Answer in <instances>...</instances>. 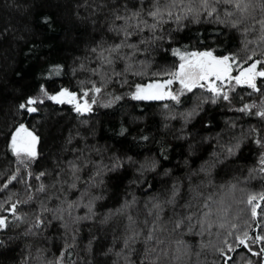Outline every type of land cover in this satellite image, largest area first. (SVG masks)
Returning <instances> with one entry per match:
<instances>
[{"label":"trees","instance_id":"16d2710c","mask_svg":"<svg viewBox=\"0 0 264 264\" xmlns=\"http://www.w3.org/2000/svg\"><path fill=\"white\" fill-rule=\"evenodd\" d=\"M126 2L129 10L139 7L138 0ZM144 2L150 7L151 0ZM124 3L0 0V186L11 175L24 178L0 191L5 209L0 215L10 221L0 231V264H55L73 236L75 243L69 249L70 259L65 254V264H225L221 249L232 257L227 264H262L235 243V236L244 231L249 236L264 235V200H260L264 147L255 142L264 138V119L237 111L244 104L260 105L264 92L239 85L228 94L229 101L218 99L215 104L212 94L201 88L181 94L179 103L137 100L131 94L137 84L159 79L155 73L178 67L175 49L182 54L185 50H212L216 56L237 58L255 49L257 58L264 59L257 22L264 19V11L259 6L250 9L240 25L248 29L244 34L230 26L229 21L237 16L227 17L221 11L224 23L197 17L198 0H184L172 9L173 17H182L179 23L165 16L169 22L158 25L155 33L145 29L132 37L134 41L146 39L139 44L142 51L121 50L131 60H117L94 74L99 61L91 49L118 42L110 26L118 5L120 13L127 14ZM164 3L161 0L162 7ZM188 7L193 8L192 13L184 11ZM45 17L49 23L43 22ZM145 18L152 23L146 13ZM248 40L252 43L245 49ZM129 63L131 71L114 75L113 68L123 71ZM93 83L120 99L108 107L94 106L84 115L73 104L55 103L40 92L41 86L50 95L67 89L81 98ZM257 84L264 89V79L258 78ZM172 89L179 87L173 85ZM35 96L44 99L36 105L37 112L19 109L28 97ZM20 124L39 137L38 155L28 164H21L10 147ZM146 159L155 160L156 168L141 175L139 167ZM40 172L45 175L36 180ZM41 184L44 192L37 191ZM251 196L257 197L253 205H259L255 218L248 204ZM18 201L19 221L7 211L10 203ZM89 202L92 213L88 212ZM157 203L160 209L154 207ZM61 215L62 219L55 218ZM189 215L197 226L189 231L185 219V226L173 231L175 221ZM41 216L44 226L35 228L36 218ZM197 221L203 222L202 232ZM64 224L69 225L67 230ZM153 225L155 237L163 243H145ZM134 232L139 233L135 242L129 241L125 247ZM178 240L186 246L181 260L175 259L177 248L184 247L177 245ZM225 240L234 244L235 251L227 252ZM260 246L264 245H252L257 251ZM153 247V260L145 259L146 251Z\"/></svg>","mask_w":264,"mask_h":264},{"label":"snow or ice","instance_id":"6c2138e0","mask_svg":"<svg viewBox=\"0 0 264 264\" xmlns=\"http://www.w3.org/2000/svg\"><path fill=\"white\" fill-rule=\"evenodd\" d=\"M199 9L196 10V16L204 15L206 18H215L220 23L225 21L220 20V12L223 11L227 17L237 16V19L229 21L230 26L237 30L242 31L246 34L248 29H241L240 25L243 23L244 19L250 14V9L254 10L257 6L260 7L261 11H264V0H198ZM139 7L132 10L128 9L127 2L122 5L127 14H121L117 6V10L113 14L112 24L110 26V31H112L118 38V42H114L110 45L104 44L97 45L91 49L93 53L96 54V59L99 61V68L93 69L94 74H99L100 68H105L108 66H113L117 60H131V56L127 54H122L121 50L124 48L132 50V53L135 54L137 51H142L139 48V44L147 42L145 38L141 37L139 41H134L133 36H138L140 33L145 31V29L150 30L155 33L157 31L158 25L169 22L171 19H175L177 23L182 19L180 15L173 17L172 9L177 8L184 4V0H165L163 7L161 6V0H151L150 7L145 5L144 0H138ZM218 6H223L220 8ZM186 13H192L193 8L188 7L184 10ZM145 13L148 18H151L152 23H149L148 19L145 18ZM165 16L169 20L165 19ZM44 23H49V18L45 17L43 20ZM197 22L199 20L197 19ZM260 25L261 35L259 37L260 44H264V19L257 21ZM160 39V37H155ZM252 41L248 40L244 44V48L247 49L248 45ZM173 55L178 56L181 63L174 71L166 73H155L154 75L160 77L159 79L144 85L137 84L135 86V93L132 95L133 99L137 100H164L171 99L180 102V95L187 92H192L195 88H201L205 91H208L212 94L210 97L211 103H217L218 99H223L224 101H229L230 97L228 91H234L233 82L235 85H246L249 89H252L253 92L262 93L264 89L258 86L257 79H264V59H258L257 56L259 53L255 49L249 51V54L243 58H237L236 55H213L212 50L202 51V52H190L188 53L185 50V53H181L180 49L173 50ZM246 65V66H245ZM132 70V64L129 63L123 71H116L112 69L114 75L121 76L125 72ZM236 72V75H233V72ZM164 76H168V79H164ZM178 83L180 85L179 89L175 91L172 89V85ZM225 87H228V91H225ZM40 92L43 94V97H47L48 100L54 101L58 104L69 103L73 104L74 110L77 113L84 114L85 112L91 111V105L96 103L95 95H93L90 100L88 99L89 93L99 94L101 92V87H97L95 83L92 84L91 89H86L83 91L82 97L78 100L75 93L69 92L67 89H62L59 93L55 95L48 94L47 90L41 86ZM42 96L28 97L23 103L19 105V109L24 110L27 113H35L38 111L36 107L37 104H43L44 99ZM119 99V97H116ZM209 99V98H206ZM83 100V103L80 102ZM264 104V101L261 102ZM257 108L255 104H244L242 107L237 109L239 112H247L250 114H255L262 119H264V107L257 109L255 113H252V109ZM191 115V113L189 114ZM147 139V137H144ZM39 141V137L36 136L32 131L26 128L23 124H20L17 127L12 136H11V151L17 157L21 164H28L31 161H34L38 155L36 151V145ZM258 146L264 147V138L257 139L255 141ZM238 147V145H237ZM229 152H232V149H229ZM260 163L264 165V155L260 158ZM117 167L119 165H116ZM156 168V161L151 159H146L140 164L139 171L143 175L146 171H154ZM264 170V169H262ZM73 171L76 169L73 167ZM99 174V173H98ZM31 174H29L30 176ZM45 175L44 172H40L35 176L36 180H40L41 177ZM21 178L18 175H11L6 183L0 186V191H4L9 187L13 181L19 182ZM75 187V184L72 185ZM150 187V185L148 186ZM30 190V186L29 189ZM38 192H44L45 186L41 184L37 188ZM100 197H95L99 199ZM32 199L31 196L28 197V201ZM257 200L256 196L249 197L248 204L252 205V216L257 217V208L259 205H253V201ZM260 200H264V194L260 195ZM28 201H22V203H27ZM21 203H10L8 212L9 215L14 216L17 221L21 220L22 217L18 214L17 208L18 204ZM172 203V201H168ZM129 206L128 204L125 207ZM73 205L70 203L69 208H72ZM155 208L160 209L161 205L159 203L154 205ZM208 207V205H204ZM88 212L92 213V203L89 202L87 205ZM5 211L3 205L0 204V212ZM206 217L209 213L204 214ZM69 216L71 213L69 212ZM56 219H62L61 216L55 217ZM157 219H159V214H157ZM185 219L189 222L187 228L191 231L197 225L191 223L192 216H187L185 218L175 221L173 231L179 230L185 226ZM129 220L132 221L131 216ZM8 216L0 215V231H4L9 226ZM44 218L37 217L34 224L35 228H41L44 226ZM134 223V221H133ZM201 232L204 229L203 222L197 221ZM224 225H221L223 227ZM63 227L67 230L69 228L68 224H64ZM235 228V226H233ZM156 231V226L153 225L152 231H150L145 237V243L156 240L157 243H163L154 233ZM139 235L138 232H134L132 237H129V240L125 241V247L128 246L129 241L135 242L136 237ZM229 236H233V232L228 233ZM0 243H3L0 241ZM75 237H72L70 243H66L64 249L61 251L57 257L55 264H65V254L67 253L69 259L71 253L69 249L74 246ZM235 243L244 248L248 249L252 256L260 258L262 264H264V246H260L259 250H254L252 245H264V235L249 236L247 231H244L242 235L235 236ZM226 245L227 252L235 251L233 243H229L227 240L224 241ZM177 255L176 260H181L182 256L186 254V246L183 240L177 241ZM111 251V249H109ZM156 251L155 247L149 249L145 253V259L152 261V253ZM220 254L225 256V264L228 260H231V256L225 255V250L221 249ZM250 264V262H249Z\"/></svg>","mask_w":264,"mask_h":264},{"label":"rangeland","instance_id":"374dc122","mask_svg":"<svg viewBox=\"0 0 264 264\" xmlns=\"http://www.w3.org/2000/svg\"><path fill=\"white\" fill-rule=\"evenodd\" d=\"M179 58V57H178ZM181 63L180 59H179V64ZM233 75H236V72L234 71L233 72ZM173 85H177L179 88H180V85L178 83H174ZM172 85V86H173ZM233 86L236 87V86H239V85H235L234 82H233ZM240 86H244V87H247L246 85H240ZM225 91H228V87H225L224 89ZM187 92L186 90L184 91V93ZM231 91H228V94H230ZM135 93V87L132 89V94H131V97L132 95ZM95 95V99H96V103L95 104H92L91 105V110L94 106H102V107H108V106H111L112 104L116 103L119 99H120V96L112 91H103L101 90V92L99 94H94L92 92L89 93V97L88 99L90 100V98ZM116 97H119V99H116ZM80 98H78L79 100ZM81 103H83V100H80ZM258 108L260 107H264V104H260L257 106ZM257 108V109H258ZM90 112V111H89ZM10 145H11V142H10ZM37 147V145H36Z\"/></svg>","mask_w":264,"mask_h":264},{"label":"water","instance_id":"95a60500","mask_svg":"<svg viewBox=\"0 0 264 264\" xmlns=\"http://www.w3.org/2000/svg\"><path fill=\"white\" fill-rule=\"evenodd\" d=\"M169 99H164V100H145V101H152V102H157V103H161V102H164V101H167ZM88 112H85L84 115H86Z\"/></svg>","mask_w":264,"mask_h":264}]
</instances>
